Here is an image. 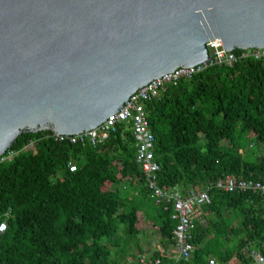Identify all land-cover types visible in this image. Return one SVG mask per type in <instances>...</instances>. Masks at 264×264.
I'll use <instances>...</instances> for the list:
<instances>
[{
    "label": "trees",
    "instance_id": "16d2710c",
    "mask_svg": "<svg viewBox=\"0 0 264 264\" xmlns=\"http://www.w3.org/2000/svg\"><path fill=\"white\" fill-rule=\"evenodd\" d=\"M147 113L162 190L201 191L231 177L264 183V68L259 62L215 66L169 85ZM48 135L22 133L8 150L18 156L0 164V223L6 224L0 264H127L142 256L139 213L152 199L135 163L130 132L119 126L98 147ZM34 140L35 146L24 150ZM209 194L186 264L209 259L252 264L253 250L264 257V199L214 189ZM154 206L148 220L169 253L176 223L170 207ZM175 257L154 254L149 260L170 264Z\"/></svg>",
    "mask_w": 264,
    "mask_h": 264
},
{
    "label": "water",
    "instance_id": "95a60500",
    "mask_svg": "<svg viewBox=\"0 0 264 264\" xmlns=\"http://www.w3.org/2000/svg\"><path fill=\"white\" fill-rule=\"evenodd\" d=\"M213 40L264 49V0H0V157L22 133L97 128Z\"/></svg>",
    "mask_w": 264,
    "mask_h": 264
},
{
    "label": "built area",
    "instance_id": "2783aa9c",
    "mask_svg": "<svg viewBox=\"0 0 264 264\" xmlns=\"http://www.w3.org/2000/svg\"><path fill=\"white\" fill-rule=\"evenodd\" d=\"M207 48L210 55L208 61L194 67L178 68L172 73L152 80L137 90L115 114L97 128L73 136H57L54 132H49L47 136L58 141H67L71 145L89 144L92 147H98L103 145L119 126H123L130 132L135 148V163L143 175L152 201L156 206H163L165 210L170 207V218L176 223L173 231L174 246L170 253L176 257L170 264H186L191 259L195 251L191 244L192 233L196 224L203 223V208L210 205V189L226 194L259 196L264 199V183L236 177L217 181L212 187H206L201 191L184 190L180 187L164 191L158 186L159 166L154 157L155 138L148 122V105L157 99L167 86L180 80L191 79L215 66L231 67L242 60L252 59L264 68V49L241 51L239 55H236L233 52L224 51L219 40L208 42ZM36 143L35 140L31 141L24 150L32 149ZM18 154L17 151H7L0 157V164L10 163ZM68 170L74 173L76 166L70 164ZM5 231L6 224L2 222L0 234ZM248 258L252 260V264H264V257L259 251H250ZM127 264H163V262L160 259L149 260L145 256H139L136 260L127 259ZM206 264L220 263L209 259Z\"/></svg>",
    "mask_w": 264,
    "mask_h": 264
},
{
    "label": "rangeland",
    "instance_id": "374dc122",
    "mask_svg": "<svg viewBox=\"0 0 264 264\" xmlns=\"http://www.w3.org/2000/svg\"><path fill=\"white\" fill-rule=\"evenodd\" d=\"M144 211L147 212L148 215H145L142 213L139 214V222H138V227L143 230V237H140V240L142 241L141 245L144 244V246H156L157 245V236H156V230L153 228L150 220H147L145 216H151L154 214L155 211V206L153 204V201L150 199H147L144 201ZM150 232H154L151 234ZM147 235V236H146ZM152 249V248H151ZM153 250V249H152Z\"/></svg>",
    "mask_w": 264,
    "mask_h": 264
},
{
    "label": "crops",
    "instance_id": "0c3cea01",
    "mask_svg": "<svg viewBox=\"0 0 264 264\" xmlns=\"http://www.w3.org/2000/svg\"><path fill=\"white\" fill-rule=\"evenodd\" d=\"M142 212H140V213H142ZM143 214H145V213L143 212ZM145 217H146L147 220L149 219L147 216H145ZM151 224H152L153 228L156 230V236L158 238V233H157L158 229L156 227H154L153 222H151ZM150 233L153 234L154 232H150ZM156 242H157L156 246L151 245V246L147 247V246H144V244H143L142 245V254L141 255L145 256L147 259H150L154 254H160V255H166L167 254L168 255V254L171 253V251H169V253H168V251L164 249V247L159 243L158 239H157Z\"/></svg>",
    "mask_w": 264,
    "mask_h": 264
}]
</instances>
